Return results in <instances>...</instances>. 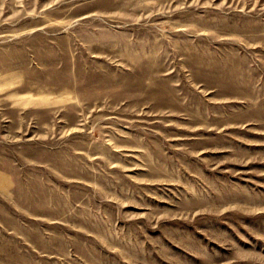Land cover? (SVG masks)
Segmentation results:
<instances>
[{
	"label": "rangeland",
	"instance_id": "374dc122",
	"mask_svg": "<svg viewBox=\"0 0 264 264\" xmlns=\"http://www.w3.org/2000/svg\"><path fill=\"white\" fill-rule=\"evenodd\" d=\"M0 264H264V0H0Z\"/></svg>",
	"mask_w": 264,
	"mask_h": 264
}]
</instances>
